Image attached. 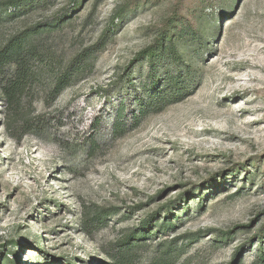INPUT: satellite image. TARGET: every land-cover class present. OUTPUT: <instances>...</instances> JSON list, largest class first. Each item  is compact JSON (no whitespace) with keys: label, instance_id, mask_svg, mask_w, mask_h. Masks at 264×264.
I'll return each mask as SVG.
<instances>
[{"label":"rangeland","instance_id":"374dc122","mask_svg":"<svg viewBox=\"0 0 264 264\" xmlns=\"http://www.w3.org/2000/svg\"><path fill=\"white\" fill-rule=\"evenodd\" d=\"M1 10L43 61L19 121L0 89V264H264V0Z\"/></svg>","mask_w":264,"mask_h":264},{"label":"trees","instance_id":"16d2710c","mask_svg":"<svg viewBox=\"0 0 264 264\" xmlns=\"http://www.w3.org/2000/svg\"><path fill=\"white\" fill-rule=\"evenodd\" d=\"M28 1L30 0H7L0 5V15L2 6L5 4L16 9ZM38 31V28L32 32L30 30L24 31L0 46V89L9 103V115L13 123L19 121L16 120L19 99L24 95L28 87H31L38 79V74L33 69L34 62L43 61L41 59L43 54L34 50L31 41L32 35L38 34ZM74 64L72 63L57 74L54 86L56 94H59L65 87L75 81L73 76L80 70L78 71L74 68ZM8 68L11 69L7 71ZM20 123L22 129H24L22 130L23 133L26 134L32 131V127L28 126V122L22 120ZM165 223L168 224L167 222ZM121 246V250L125 251L131 249L134 244L130 245L128 241H125Z\"/></svg>","mask_w":264,"mask_h":264}]
</instances>
